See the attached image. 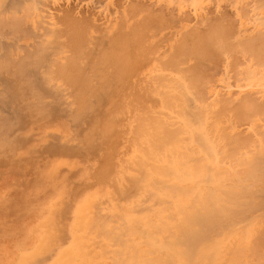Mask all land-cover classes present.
Segmentation results:
<instances>
[{
  "label": "bare ground",
  "instance_id": "bare-ground-1",
  "mask_svg": "<svg viewBox=\"0 0 264 264\" xmlns=\"http://www.w3.org/2000/svg\"><path fill=\"white\" fill-rule=\"evenodd\" d=\"M38 1L39 0H35V2H33L32 0L31 1L28 0L29 4H30V2L33 3V4L32 3L30 4L31 6L32 5L33 6L31 7L29 5V7L33 8V10H34V8H36L35 4H37L39 7L40 4L38 3ZM54 1H56V0H54ZM179 1L183 4H185L184 2L189 3V0H179ZM200 1L201 0H194V4L198 5V2H200ZM10 2L12 3V1H10ZM190 4H187V5H190ZM0 6H2V5L0 4ZM14 6H16V5L14 4ZM14 6L12 7V9L9 8V6H7L8 9H10L9 11H11L10 12L11 14H12V10H13ZM19 6H18V8L20 9ZM27 6H25V7L27 8ZM15 8L17 9V7H15ZM31 8H29L30 12L32 11ZM2 9H3V11L2 10H0V11H2V14H3L5 11V8H2ZM21 9H20V11H21ZM45 9H47V8L45 7ZM41 10H42V8H41ZM17 11H16V13H17ZM26 11H28V10L26 9ZM7 12H5V14H4V16L7 19L3 15H1L4 18V19H2V17H1V19H0L1 21L5 20V19L8 21V19L11 18V16H12L11 14H9V16H6ZM13 12H15V11H13ZM30 12L28 11L27 13H24V15L25 16L28 15V18H30L31 17ZM48 12H49V10H48ZM48 12H46V13H48ZM21 13H22L21 15H23V12H21ZM33 14H34V12H33ZM21 15H20V18L18 17V19H20V20H22L25 17L23 15V18H22ZM34 15H36V14H34ZM45 15L47 18L49 14L48 15L45 14ZM45 15H43V17H42V15H38V20L35 23V24H37L35 26L36 28H38L39 26L43 27V25L46 23L47 19H44ZM18 16H19V14H18ZM51 16H52V14H51ZM14 18L12 17L11 19L14 20ZM256 18H258V17H256ZM256 18H255V21H256ZM259 18H258V20H260ZM48 19H50V25L49 26L45 25L47 28H45L44 31L43 30L40 31L38 35H36L38 32L34 33V31H33V33H34L33 35H36L43 40H44V36L50 37L49 34H52V35L54 34L52 37V41L50 40V42L47 39L48 37L45 38V40H48V42L50 43V44L48 43V46L46 45L48 48L45 45L44 46L46 48L42 45L44 42H45L44 44H47L46 41L42 42L43 40L40 41V39H37L38 44L40 42V46L42 45L41 48H44V51H42V52H46V50H49V48L54 47V45L56 46V48H58L56 43H52V42L57 41L59 39V37L60 38L62 37L60 35L62 33L61 32L62 29L60 30L58 28L60 30V34H59L58 33L59 30L56 28L57 27L56 23L58 22L57 19H56L57 22L55 21L56 23L54 21L51 22V18H48ZM72 19H74V18H72ZM202 19L204 20V17H202ZM207 19L208 18L206 16V20ZM6 20H5L6 24L8 22L13 23V20L8 21V22ZM20 20H17L16 22H18ZM135 20L139 21V19H135ZM151 20H152V18H151ZM263 20L264 19L262 18L261 21L263 22ZM1 21H0V23H1ZM30 21H32V19ZM69 21L70 20H68V23H69ZM142 21H143V19H142ZM219 21H220V19H219ZM84 22H85V20H84ZM214 22L217 24L218 21H214ZM262 22H261V24L263 25ZM5 23L4 24L2 23V28L3 27L5 28V26H6ZM12 23L11 24L8 23V24L12 25ZM21 23H22V21H21ZM226 23H227L226 24V26H227L228 21ZM18 24H19V22L17 23V25H16V23H13V25H15L16 28H17ZM47 24H49V23H47ZM59 24H60V22H59ZM85 24H87V23H85ZM111 24H113V23H111ZM111 24L109 23L110 26H111ZM109 25L107 27H109ZM142 25H143V23H142ZM197 25H199V24H197ZM208 25H210V24L208 23ZM218 25L219 26L222 25L221 22ZM219 26H218V28H219ZM228 26H227V29H229L228 31L226 30L225 26H224V28L227 31L226 34H228V36H229L231 34H234V31H231L232 27L229 26V28H228ZM10 27H8V25L6 26V28H8V30ZM80 27L81 26L79 25L77 29L80 30L79 29ZM126 27H128V25ZM209 27H211V26H209ZM4 28H3V30H4ZM6 28H5V30H6ZM13 28H14V26L12 27V29L10 31L16 32L17 34L16 33H14V34H15V36L17 35L19 38L18 31H16V29H13ZM18 28H19V26H18ZM84 28L85 27H83V30H84ZM92 28H94V27H92ZM110 28H112V26ZM220 28H221V26H220ZM19 29L22 30L21 31L22 34L24 32H28V33H25L26 36H27V34L28 35L30 34L28 30H23L24 28H19ZM30 29H31V27H30ZM129 29H130V27H129ZM83 30L81 31V33L82 32L85 33ZM108 30L109 29H106V31H108ZM215 30L217 31V28ZM215 30L213 27V31L208 33L210 31L208 29L207 30L208 32H204V33H206V35H204L202 33V31L200 32L199 35H197L195 33L197 38L200 39V42H199L200 46L198 45L197 42H195V44H193V46L191 48H187L186 45L181 44L182 48L178 49L177 52L184 54L183 52L200 53L201 51L202 52L208 51V53L209 54L211 53V55H212V53L217 54V50L222 49V48H220V46H222L221 43L227 44L226 41H228V44H231V43H229V41H231L233 39L229 40V38L227 36L228 39L225 41L224 39H226V38H224V36L226 34L223 32L224 34L222 35V33L220 34V32H218V31H217L218 33H216ZM234 30L236 31V29H234ZM75 31H77V30H75ZM223 31H224V29H223ZM229 31L233 32V33H230ZM259 31H260V33L259 32L250 33V34L245 35L244 37L237 38L239 43L235 40L236 42L234 44L236 46L232 45V44L230 45L231 47L235 46L234 47L235 50L230 47L231 51H229V52L231 54V59H230V61L227 59L226 60L230 66H234V68H235L234 72L235 71L237 72V71H239V69H241L240 73H242L241 76H243V78H238V74H240L239 72L238 73L235 72V73L237 74L236 75L237 79L243 80L244 83L247 79L246 78L244 81L245 76L250 77L253 74L256 75V73H254L255 68L253 69V66L249 65V64H247V68H244V69H242L243 67L239 68L242 65V63H241L242 60L235 61L232 58L233 57L232 51L234 50L236 52L237 49H240V51L242 52L241 48H243V52L245 51L244 53H246V54L248 53V55L250 56V59L252 57L254 64L258 63L260 65L263 64L261 66H264V37H263L264 33L261 35V33L264 30L262 32H261V30H259ZM1 32H4V31H1ZM103 32H104V30H103ZM113 32H115V31H113ZM40 33L42 34L43 37L40 36ZM57 33L59 35L58 39L56 38ZM74 33H77V32H74ZM201 33L203 35H201ZM11 34L14 36L13 33H11ZM11 34H10V32L8 34L5 33V37H9V36L12 37ZM69 34L71 35V33H69ZM0 35H3V33H1ZM97 35H98V33H97ZM121 35L124 36L123 34H121ZM136 35L134 34V36H136ZM23 36H24V34L22 35V37ZM72 36H73V34H72ZM77 36H74V37L77 38ZM103 36L105 37V35H103ZM140 36H141V34H140ZM14 37H12V38H14ZM33 37H35V36H33ZM112 37H114V36H112ZM116 37L117 36H115V42H116ZM233 37H235V35H233ZM18 38L16 37V39H18ZM103 38H102V40H103ZM121 38H123V37H121ZM1 39H2V37H1ZM49 39H51V37ZM55 39H57V40H55ZM83 39H85V37ZM94 39H95V37H94ZM106 39H107V35H106ZM117 39H119V40H117L118 41V43L116 44L117 46H118V44H120V45L124 44L125 45V43L127 42L125 40L126 42L125 43L122 42V44H121V42H120L121 39L120 38H117ZM91 40L95 42V40H93V39H91ZM102 40H101V42H102ZM112 40H113V38H112ZM132 40H134V39H132ZM138 40H140V39H138ZM160 40H162V39H160ZM75 41H76V39H75ZM75 41H74V43H75ZM109 41H111V40H109ZM224 41H225V43H224ZM58 42H60V41H57V43ZM63 42L64 41H62L61 43H63ZM115 42L113 43L114 45H115ZM71 43H73V42H71ZM74 43H73V45H75ZM82 43H84V42L82 41ZM174 43L176 44V46H180V45H177V43H179V42H177V43L174 42ZM181 43H183V42L181 41ZM236 43H238V44H236ZM13 44H15L14 47L16 50V43H12L11 45H13ZM33 44H35V43H33ZM36 44H35V46H36ZM52 44H54V45H52ZM60 44H58V45L61 46ZM85 44H87V43H85ZM85 44H84V48L87 47V46H85ZM99 44H101V43H99ZM149 44L150 43H148V45ZM25 45H24V47H22V46L21 47L26 48L27 51H30V49H27V48H29V47H27L28 45H26V47H25ZM79 45H81L80 42H79ZM124 45H123V48L126 47V46L124 47ZM128 45H129V42H128ZM153 45H155V44H153ZM238 45H240L239 46L240 48L237 47ZM1 46L2 45H0V47ZM5 46H6V44H5ZM38 46H37V48L33 47V49L38 50L40 48V47L38 48ZM63 46H61L58 49L53 48L54 51L52 49V53L55 52V53H53V55L57 54V53L67 52V51H65L66 49H64ZM88 46H90V45H88ZM132 46H133V43H132ZM10 47L11 46L7 45V48L10 49ZM14 47H13V49H14ZM21 47H19V48H21ZM111 47H110V49H112ZM151 47L152 46H150V48ZM4 48H5L4 46L1 47L2 51ZM41 48H40V52L42 50ZM66 48H68V47H66ZM70 48H71L70 51H72V52H68L69 53L68 56L63 55V56H65L63 61H60V59H59V61H57L58 59L52 57L51 56L52 53L50 52V50H49V52H46V53H50L49 55L51 56L52 61L50 60V56L49 57L48 56L43 57L39 53L37 54V56L40 55V57H37V58L33 57V56L31 57V58H34V61H36V62L32 61L33 59H29L30 58L29 55H27V56H29V58L28 59L26 58V56L24 55L26 51L24 52V54L21 53V55H24V56H22L25 58V59H22L23 61H25L26 59L29 60L28 62H26V64H25V62H23L24 63L23 64L24 69L27 67V64L29 65L30 60L33 62V64L30 62V64H31L30 68L34 64H37L36 68H38L39 63L41 64V65H39L37 72H39L40 77H41L42 72H43L42 81H41L42 84H43L44 79L50 81L51 79H49V78L50 77L52 78L54 76V75H52V73H53L52 70H56V71L58 70L59 71V73H57V76L55 75V77L58 78L63 83H65L68 91H65L66 88L65 89L56 88L54 90L59 89V93H57V95H55V94L53 95L50 93L49 94L47 93V94L49 96L53 95V96H55L54 98H57L58 94L59 95L63 94V93L60 94V92L63 89V92L65 91L64 93L69 92V94H66L64 97L62 95L59 96V97H61V99H63V98H67V96L70 97L72 95V93H71V90H72L73 100L70 97L71 101L67 100L65 102L66 103L68 102V104L70 102H71V104L76 103V107L78 106L80 109L78 107L77 108L71 107V108L74 109L73 112H75V114L79 113L77 116L80 117V115L84 111H86V110L89 111L88 104H89L90 98L88 97V95L89 94H90L89 96L93 95L92 91H90V90L94 91L93 87L97 86L99 84V82L97 85L91 86V84H92L91 81L93 80L91 78L92 76L91 75L89 76V71H88V74L86 73V71L85 72L83 71L85 67H82L81 61L84 60L83 63H85V59H87V56H91V54L89 53L90 55H88L85 53L86 51H83V53H81L82 54L81 56L85 57V59L83 58L81 60L82 57L81 56L79 57V54H78L79 51L76 54L74 53L75 50H77V48L79 49V47L76 46V49H74L73 47H70ZM72 48H73L74 52H73ZM128 48H130V47H128ZM142 48H143L142 45H141V48L137 47V50L139 49L141 51V53L139 51H136L137 53H135V55L137 56V58H138L139 54L141 55L143 52L145 53L146 50L145 51H143V50L147 47L143 48V50H142ZM150 48H149V51H150ZM152 48L154 49V47H152ZM1 49H0V51H1ZM9 49H7V51L11 52V50H9ZM33 49H31V50L33 51ZM110 49H107V51H109ZM115 49L110 50V51L118 52L117 53L118 56L116 54L112 55L115 58L112 60L113 64H111V65L114 66L116 69V71H115L116 73L112 74V76H114L113 79L118 83V82H120L122 77L125 78L127 75L125 73L126 72L125 63H128L127 61H129V62H131V61L129 58L125 59L124 56L126 54H124V56H121V54L123 53L124 50L120 51V49H116V50ZM135 49H133V50H135ZM227 49L224 50V48H223L224 53L221 52V54L224 55V58H225V56L228 55L229 49L228 50ZM15 50H13V51H15ZM82 50H83V48H82ZM82 50H81V52H82ZM2 51H1V53H3ZM61 51H63V52H61ZM103 51H104V53H107V52H105L106 50H103ZM103 51L101 49L100 53L103 54ZM128 51H126V52H128ZM154 51L156 52L157 50H154ZM220 51H219V54H220ZM225 51H226L227 55H225L226 54ZM37 52H39V51H37ZM119 52H121V53H119ZM155 52L152 51V53H155ZM1 53H0V56H2ZM4 53L6 54V51ZM30 53L32 54L31 51H30ZM33 53H35V51ZM70 53H72V55H70ZM97 53L99 54V52H97ZM110 53H107V54L109 55ZM111 54H113V53H111ZM230 54L228 55L229 56L228 58H230ZM21 55L19 56V54H18L19 59H21ZM108 55H106L105 57H103L104 55H102V57L107 58ZM119 55H120V57H119ZM160 55H164V54L162 53ZM186 55H188V54H186ZM201 55H204V53ZM63 56H61V57H63ZM126 56L128 57V55H126ZM141 56H139V57H141ZM150 56H151V54H150ZM206 56L208 57L207 54H206ZM238 56H239V54L237 56H235V58H237ZM7 57H5L6 59H3V56H2V60L4 62L7 61ZM9 57H10V55H9ZM9 57H8V60H11L10 62H12L13 60ZM13 57H15V56H13ZM41 57H43L44 60L43 59L42 60L44 61V63H42L43 61L40 60ZM46 57H48V59H49L48 60L50 62V63L48 62L49 66H47L48 63L46 64V62H45ZM102 57H101V59L105 61V59H103ZM152 57L153 56H151V58ZM96 58H97V56H96ZM98 58L100 59V55ZM178 58H179V56H178ZM178 58L176 60L172 58L171 60H168L167 62L165 61L166 63H164V61H162L164 65L160 64L161 62L158 61V59H157V61L160 62L159 63L160 68H159V65H157V63L155 65L158 66L157 70L159 71V73L155 74V72H154V75H153L152 70H151V77L149 75L148 80H146L142 84L136 83V84H132V85L128 86L129 89L127 91H125V89L121 90L120 88H118V86L112 87L111 89H109V92L107 91L108 92L107 96H106V92L104 91L105 92L104 96L107 97L111 107H109V104H107V106L109 107V108L107 106L105 107V110L108 108L106 110L107 112L103 116L99 115V116L95 117L94 120L92 119L93 124L91 126L92 128L91 127L89 128V132H90L89 137H87L88 131L86 132V130L83 131L84 133H82L83 134L82 137L84 138V136H85L84 134L86 132L87 134H86L85 140H88L89 138H91V135L93 132H100L101 135L103 137H105L106 140H109V137H113V136L117 137L121 133L126 132L129 134L126 136L130 137L129 139L127 137L126 138H127L128 142L130 141L131 146H132L131 154L126 156L124 153L121 152V150H118L116 145H114V148L112 147L110 150H108L105 153V155L102 156L101 163H100L96 173L94 172V174L92 176V177H94V175H95L96 176L95 178L97 180L99 179L98 181H102L105 183V185L107 186L105 192L104 193L99 192L98 194H94L92 196L86 197V199L83 202H81V204L77 207L73 222L69 223L68 225L65 224L66 222L63 221V219L66 216V214L68 213L69 208L67 209L66 207H61L60 204L56 208L55 207L50 208L49 211H47V212H49V215H51V216H49V218H46L44 216L46 219L44 220L43 223L41 222V231L37 235H35V238L31 242L30 255H23L20 252L18 257L17 256H14V257L6 256V257L2 258V260L0 261V264H264V207H262L261 203L258 202L257 196L255 194L256 191L257 192L259 191L261 194H264V186H263V181H264V134L261 133V130L263 128L260 129V127H259L260 130L258 131L257 126H256V132L258 131L257 134L260 133V134H258L259 137L250 135V133L248 135L247 131L244 134V133L239 132V131H242L243 129L236 130L238 123L236 125V120H235L238 118L237 120H238V122H240L239 120H241V119L243 120L244 117H245V119H247L246 117H250L247 120H243L244 122L247 121L245 123L248 124V121L253 119L252 116L255 115V113L260 114V113H258V110L260 107V104H259L260 102L258 103V101H257V100L260 101V99L254 100L253 98H255V97L252 98V96L251 95L249 96L248 95L249 93L247 94V92H246L244 94L248 97H245V98L241 99L240 101H239V98H238V100L235 98V101H237L239 103L236 102V104H234L231 101L234 99V95L236 94L235 91H237L238 88L235 91H231V94L227 93L228 95L229 94L232 95L233 96L232 98L229 95L227 97V99L225 98L226 96L225 97L223 96L224 98L222 99V96H221L222 92L219 91L220 92L219 94L215 93L217 91L216 89H213L214 97H212L210 94L206 95L205 91H204L205 89L202 91V89H203V88H201L202 85H200L198 83L199 80L196 82V80H197L196 77L193 78L191 76V78H193V80L188 81V79L189 80H191V79L187 78L188 75H187L186 71L185 70L182 71L183 67L182 68L179 67V65L182 63L181 61L184 59H182V58L179 59L180 60V64H179ZM97 59H95L94 61H96ZM101 59H100V63H102ZM167 59H165V60H167ZM239 59H240V56H239ZM246 59H248V58H246ZM22 60H18L19 63ZM106 60H108V59H106ZM3 61H1L0 64L4 63ZM18 61H15V62L18 63ZM97 61H99V60H97ZM223 61H224V59H223ZM8 62H7V64H8ZM107 62H106V64H107ZM244 62H243V65H245ZM248 62H249V59H248ZM96 63L94 64V62H93V64H94L93 69L94 70H92L90 68L91 69L90 71H96L97 73L93 72V76L96 73V75L98 77V71H100V69L97 68L98 70H95V68L97 66L100 67V63L99 62H96ZM104 63L105 62H103V64ZM12 64H13V62L11 63V65ZM16 64L15 65L13 64L16 70H17V67L20 68L22 66L21 64H20V66H19V64H18V66ZM51 64H52V66H51ZM91 64H90V66H93V64L92 65ZM3 65H6V64L4 63V64L0 65L1 70L3 69L4 71H8L10 69V64H9V66H6L7 69L5 68V66L3 68ZM43 65L48 67V69L46 67H44ZM95 65H96V67H95ZM131 65H133V64H131ZM257 65H254L256 67V69H257ZM40 66L44 67V69L42 68L43 71H39L41 69ZM85 66H87V65H85ZM52 67H53V69L51 70ZM54 67L57 69H55ZM109 67H111V66H109ZM27 68H29V67H27ZM33 68H35V65ZM102 68H104V67L102 66ZM169 68H171V71H175V69H176L177 72L176 71L175 72L177 74L173 75L171 72L169 73V71H168ZM172 68H173V70H172ZM236 68L238 70H236ZM31 69H29V70H31ZM155 69H156V67H154V70ZM16 70H14V69H13V71L11 70L12 74H13V72H16ZM26 70H28V69H26ZM44 70H46V71H44ZM107 70H108V68H107ZM165 70H167L166 72H168V73H163V71H165ZM262 70H263V68H262ZM11 71L9 73H11ZM21 71L22 70H20L19 72H21ZM101 71L99 72L100 74H101ZM106 71L102 72V74H101L102 76L100 75L99 79H97V78L96 79H97V81L102 80L103 83H105L107 86V83L109 81H111L112 79L109 75H107V73H105ZM33 72H34V70H33ZM46 72L49 74L48 76H47ZM50 72H51V76H50ZM16 73H17L16 75L20 76L23 73V71L21 73H19L20 75L18 74V71ZM44 73L46 74L45 77H44ZM188 73H189V71H188ZM1 74H2V71H1ZM12 74H9V75H11V76L14 75V78H16L15 74H13V75ZM37 74L38 73L35 74V72H34L33 75L35 76ZM90 74H92V73H90ZM260 74H261V72H260ZM18 76H17V79H19L20 81L23 80V84H22V82H19L21 84L17 83V88H15L17 90H15V91L25 92L26 90H24V88H25L24 85L26 82L24 79H21V77L19 78ZM260 76L261 77H259L257 79V81L263 83V86H261V87H264V70H263V74ZM24 77H26L25 79L27 81L28 74L26 73V75ZM29 77H28L29 80L30 79L31 80L36 79L35 78L36 76L34 78H31V76L29 75ZM101 77H102V79H101ZM236 77H234V78L236 79ZM93 78L95 79V76ZM195 78H196V80H195ZM252 78H254V80L256 79L255 76ZM252 78H248V79H252ZM29 80L27 81V83L29 85H31L32 82L34 83V81L29 83L31 81V80L30 81ZM53 80L54 79L52 78L51 82H53ZM235 81H237V80H235ZM41 82L38 81V83H41ZM208 82H211V81L208 80L207 83ZM243 82H242V84H244ZM27 83H26V85H27ZM35 83H37V82L35 81ZM58 83H60V82H58ZM14 84H15V82H14ZM14 84H12V85H14ZM53 84H54L53 86H55V87L58 86V84L56 82H53ZM56 84H57V86H56ZM94 84H96V83H94ZM105 84H103V85H105ZM238 84L241 85V81H240V83L238 81ZM7 85L8 84H6V88H7ZM12 85L10 84V86H12ZM19 85L20 86L22 85L23 87L18 88ZM120 85H122V84H120ZM199 85H200V88H199ZM31 86H35V85H31ZM31 86L30 87L28 85L26 86V88L29 87V90L26 91L29 94H26V92H25V94L21 93V99H20L21 101H22V98L25 97L24 95H26V96L28 95L30 97H34L36 95L37 97L35 96L36 97L34 99L35 101H36V99H38L39 96H40L41 100L44 99V97L48 96L46 93L44 94L43 92H41L42 90H40V89L37 91L36 88H38L39 85L37 87L35 86V88L32 87V89H34V90L36 89L35 91L39 92L38 94H35L36 92L34 91L35 93L34 92L33 93L35 95L32 93L34 95L33 96L31 94V91H30ZM238 87H240V86H238ZM243 87H245V86H242V88ZM9 88H13V87H9ZM21 88L23 90H21ZM44 88H46L45 85H44ZM91 88H93V89H91ZM101 88H104V86ZM69 89H71V90H69ZM254 89H255V87H254ZM101 90L98 89V91H101ZM89 91H90V93H89ZM252 91H253V89H252ZM4 92H5V90H4ZM6 92H7V90H6ZM9 92H11V91H9ZM48 92H50V90ZM102 92H103V90H102ZM227 92H228V90H227ZM255 92H258V91L255 89ZM255 92L253 94H255ZM263 92H264V89H263ZM97 93H99V92H97ZM22 94H24V95H22ZM40 94H42V95H40ZM43 94L45 96H43ZM13 95H14V93H13ZM96 95L98 96V94H96ZM18 96L20 97L19 94H18ZM58 98H57V101H56V99L54 100V101H56L55 103L59 102L60 99L58 100ZM257 98H259V95ZM52 99H53V97H52ZM52 99L50 100L51 102H53ZM94 99H95V96H94ZM12 100H13V98H12ZM30 100H26V101H28V104L25 102H24V104L31 106V104H29V103H32V104L34 103L35 104V106L33 107L34 111H38V110H35L37 102H39L41 104L40 106H42V102H45V100H43L41 102H40V100L39 101L37 100V102L35 103L32 100H31L32 101L31 102ZM64 100H66V99H64ZM50 101H48V102L46 101V102L49 103ZM156 101H158L160 108H155L154 103H156ZM235 101L233 100V102H235ZM16 102H18V101H16ZM39 103H38V106H39ZM47 103L46 104L44 103L42 108L45 107L47 105ZM64 103H62V105L60 104L59 106H62L65 109H69L68 105L64 104ZM50 104L51 103H49L48 104L49 106H46V107H50ZM71 104H69V106ZM64 105H66V107ZM262 105H264L263 101L261 103V109L263 108ZM15 106H17V105H15ZM38 106H37V108H38ZM51 106L53 107V105H51ZM56 106L59 107L58 105H56ZM90 106L94 107L96 105L90 101ZM45 108H43V110L41 108H39V109H41L40 112L44 113ZM17 109H18V107H17ZM75 109L77 110V112L75 111ZM99 109H100V107H99ZM30 110H31V107H30ZM49 110H51V109H49ZM57 110H58V108H57ZM227 110H228V116H229V113L231 112V111L229 112V110H233L231 114L233 115L234 118L237 115V118L231 119L228 116H226ZM262 110H264V109H262ZM25 111H27V110H25ZM46 111H47V109H46ZM51 111H54V110H51ZM71 111L72 110H70V112ZM259 111H261V110H259ZM233 112L234 113L236 112V115H234ZM47 113L48 112H46V114ZM261 113H262V111H261ZM48 114H47V116H50ZM83 114L86 115L85 113H83ZM29 115H31V113H29ZM38 115H41L39 113V111H38ZM43 115L44 114H42V116ZM68 115H72L71 117H73L72 112H71V114H68ZM9 117H7V118H9ZM79 117H76V118H79ZM17 118H19V117H17ZM80 118H82V116ZM13 119H14V117H13ZM82 119H84V118H82ZM5 120H6V118H5ZM76 120H78V119H76ZM234 120H235V122H234ZM242 120H241V122H243ZM261 120H264V119L261 118ZM0 121H1V119H0ZM231 121L234 123H232ZM253 121L254 120L251 121V124ZM83 122H80V123L82 124ZM241 122H240V124H241ZM0 124H3V123H0ZM254 124L256 125V123H254ZM259 124L260 123H258V125ZM8 125H12V124H8ZM15 125H14V127H15ZM118 125H122V126L119 127ZM261 125H262V127L264 126L263 123ZM82 126H84V125H82ZM4 127H5V125H3V128ZM3 128H1V129H3ZM9 128H6V129H9ZM120 128H122V129H120ZM253 128L255 129V127H253ZM263 130H262V132H263ZM16 131H18V130H15V133H17ZM19 131H21V130H19ZM15 133H13V134H15ZM6 135H4V136L6 137ZM15 135L17 137V134H15ZM51 135H52V133H51ZM11 136H9L10 139H12V137L15 138L14 136H12V137ZM1 137H2V135H1ZM5 137H4V139H5ZM79 137H77V140H79L78 139ZM92 137L94 138L93 135H92ZM73 138H74V135H73ZM67 140L68 139H66V142H67ZM89 140H92V139H89ZM110 140H112V139H110ZM2 141H4V140H0V156L2 155V153L4 154V151H6V149H4V143H6V142L4 141V143H3ZM79 141H77V144ZM88 141H87V145H89ZM8 142H11V141H8ZM66 142H65V144H67ZM82 142H84V139ZM72 143H73V141H72ZM61 144H63V142ZM128 144L126 143V145H128ZM8 146H10V145H8ZM63 146H61V147H63ZM79 146L80 145L75 146V149H76V147H79ZM61 147L59 146L60 149H61ZM115 148H117V149H115ZM66 149H67V147H66ZM123 150H125V148H123ZM123 152H125V151H123ZM86 153H87V156L89 154L92 155V153H90L88 151H86ZM29 154H31V153H29ZM90 168H89V170H90ZM87 176H90V175H87ZM88 182H91V181H89V179H88ZM69 189H71V187ZM66 191L67 190H65V192ZM67 194L68 195H66V196L69 197L70 196L69 191ZM67 197H66V199H67ZM64 200H65V197H64ZM65 202H68V201H65ZM65 202H63V203H65ZM54 206H57V205L54 204ZM245 220H247V221H245ZM240 221H242V222L245 221L248 223L247 224L244 223V226L240 225L241 228H239V227H237V224H238V222L240 223ZM257 224H259L260 226L262 225L263 231L261 229H259L257 231V227H256ZM35 229H36V227H35ZM65 229L67 231L66 235L64 234ZM95 259L96 260L98 259V261H95Z\"/></svg>",
  "mask_w": 264,
  "mask_h": 264
},
{
  "label": "rangeland",
  "instance_id": "rangeland-1",
  "mask_svg": "<svg viewBox=\"0 0 264 264\" xmlns=\"http://www.w3.org/2000/svg\"><path fill=\"white\" fill-rule=\"evenodd\" d=\"M10 1H12L13 4ZM32 1L35 2V0H32ZM27 3H28V0H0V4L2 5V6H0V10L3 11L2 8H5V11L3 14H2V11H0V19H1V17H2V19H4L3 16H4L5 12H7V11L8 12H7L6 16H9V14H11L10 13L11 11H9L10 9H8L7 6H9V8L12 9V7L15 4L16 6H14V8L17 7V9L13 8L12 14H11L12 15L11 18L12 17L13 18L15 17V18H14V20L9 18L8 21L13 20V23H16V25L19 22V24H18L19 28H24L23 30H28L30 33L29 35L27 34V36H26L25 33H28V32H24L23 33L24 36L22 37V35H23L21 33L22 30H20L18 28V26L16 28V26L13 25L12 22H8L6 20L7 18L4 16L6 18L5 20L10 24L12 23V25H10L8 23L6 24L5 20H2V21L0 20L1 21V23H0L1 28H2V23L3 24L5 23L6 26L8 25V27L11 26L9 28V30H8V28H6V26H5L6 30L4 27H3L4 30H3V28L2 29L0 28L1 31H4V32L0 31V34L3 33V35H0L2 37V39L0 37V45H2L1 47H3V46L5 47L3 49V51L0 47L1 51L3 52V53H1V51H0L1 55L3 56V59H6L5 57H7V56L9 57V55H10L9 58H11L13 60L12 62L15 65L17 63L15 61L25 59L24 57H22L25 55L27 59L30 56L29 59H33L32 61H34V58H31L32 56L36 57V58L40 57V55L43 57L44 56L49 57L50 53H46V52H49V50H50V52L52 53L53 48L58 49L64 45L63 48L66 49L65 51H67V52H63L64 50L62 49L63 51H61V52H63V53H57V54L53 55V53H55V52H53L51 55L52 57L58 59L57 61H59V59H60V61H63L65 56L69 55L68 52H72V51H70L71 50L70 47H73L74 49H76V46H77V47H79V49L77 48V50H75V52H74L73 48H72V50L75 54L78 53V51H79V53H78L79 57L82 55L81 53H83V51H86L85 53L88 55L91 54V56L86 55L87 59H85V57L81 56L82 57L81 60L84 58L85 63H86V64L83 63L84 60H82L81 64H82V67H85L83 71L84 72L86 71L87 74L89 71V76L90 75L92 76L91 78L93 80L89 77L92 80L91 82L93 84V85L91 84V86L97 85L98 82H99V84H98L99 86L97 85L98 87L97 86L93 87L94 91L90 90V91H92V94H93V95L91 94L92 96H89L90 94L88 95V97L90 98L89 100L91 102H93L96 106H94V107L92 106L93 107L92 108L90 106V101L88 100L89 101V104H88L89 107L88 106L87 107L89 108V111L83 110L84 111L83 113H85V114L87 112L88 113L86 115H84L82 113L80 115V117L82 116V118H84V119H82L79 116H77L79 113L75 114V112H73L74 109L71 108V107H73V108L76 107V103L71 104V102H70L71 98L73 100V97H72L73 92L71 89H69V90H71V93H72V95L70 96L71 98L69 96H67V98H63L66 94H69V92L64 93L65 91H68L67 86L65 85V83H63L62 81H60L58 78L55 77V75L57 76V73H59L58 70L57 71L52 70L53 67L51 68V70L53 72L52 75H54L52 77L54 79L53 82H56L58 84V86H57V84H56L57 87L53 86L54 84H53V82H51L52 78L48 77L51 80L48 81V80L44 79L43 84L46 87V88H44V85L41 82L43 72H42L41 77H40L39 72H37L39 65H41L40 63L38 65V68H36L37 64H34L35 68H33L34 65H32V67H31L32 69H31L30 68V65H31L30 62L32 64H33V62L30 60L29 65L27 64V67H29V68L26 67L24 69V65H23L24 63L23 62H25V64H26V62H28L29 60H27V59L25 61L22 60V61H20V63L18 61V63L16 65L18 66V64H19V66H20V64H21L23 67L21 66L19 68L16 66L17 67V70H16L14 65L13 64H12L13 66L11 65L12 62H10L11 60H8V57H7V61L4 62L2 60V56H0V59H1L0 63H1V61H3L6 64V65H3V68H4V66L6 68V66H9V64H10V69H9L10 71L11 70L13 71V69H14V70H16V72L18 71V74L23 71V73L21 74L22 76L20 74H19L20 76H18V75H16L17 74L16 72H13V74H15V76H16V78H14L12 71H11V73H9L10 72L9 70L8 71H4L3 69L1 70V66H0V96H1L0 97L1 98L0 99V104H1L0 105V109H1L0 110V119H1L0 123H3V124H0V127L3 128V125H5L6 128H9V127L11 128V129L10 128L6 129L5 127L3 129L0 128L1 129L0 130V140H4L6 142V143H4V141H2L4 143V149H6V151H4V154L2 153V155L0 156V261L2 260V258L6 257V256H12V257L17 256L18 257L20 252L23 255H30L31 242L35 238V235H37L41 231V222L43 223L46 218H49V216H51V215H49V212H47V211H49L50 208H52V207L56 208V207H58L59 204L61 207H66L67 209L69 208L68 213L66 214V216L63 219V221L66 222L65 224L68 225L69 223L73 222L77 207L81 204V202H83L86 199V197L92 196L94 194H98L99 192L100 193L105 192V190L107 188L105 183L102 181H98L99 179L97 180L95 178L96 177L95 175H94V177H92V176H93L94 172L96 173V171H97V169L101 163L102 156H104L105 153L108 150H110L112 147L114 148V145H116L118 150H121V152L124 153L126 156L131 154L132 146H131L130 141L128 142V140H127V138L129 139L130 137H127L126 135H129V134L124 132V133H121L117 137H115V136L109 137V140H106L105 137H103L100 132H93L92 135L94 136V138L91 135V138H89V139H92V140L88 139L89 140L88 141V140H85V137L87 134L86 132L88 131L87 137H89V133H90L89 128L92 126L94 118L99 116V115L103 116L107 112L106 110L109 107H111V105H110V103L106 97L108 92H109V89H111L112 87L118 86V88H120L121 90L125 89V91H127L129 89L128 86H130L132 84L144 83L146 80L149 79V75L151 77V70H152L153 75H154V72H155V74L159 73V71L157 70V68H158L157 65H159L160 62H161L160 64H163L162 61H164V63H166L168 60H171L172 58L176 60L178 58V56H179L178 60L181 58L184 59L181 61L182 65L180 64V60H179V62H178L180 64L179 67L180 68L183 67L182 71H184V70L186 71V73L188 75L187 78L191 79V80L188 79V81H192L194 77L197 78V80L195 78L196 82L199 80L198 83L200 85H202L201 86V88H203L202 91L205 89L204 91H205L206 95L210 94L212 97H214L213 89H216L217 91L215 93L219 94L220 92H222V94L223 93L225 94V95L221 94L222 99L225 96H226L225 98L227 99V97L231 94V91H235L238 88V90L235 91L236 94L234 95V99H233L234 101H235V98L237 100L239 98V101H240L241 99L248 97L244 94L246 92H247V94L249 93L248 95L249 96L251 95L252 98L255 97V98H253L254 100L260 99V101L259 100H257V101H258V103L260 102L259 103L260 104L259 110H261L262 113H261V111L258 110V113H260V114L255 113V115L252 116L253 117L252 120H254L252 122V124H251L252 120H249L248 124L245 123L247 121H245V122L243 121V120H247L250 117H246L247 119H245V117H244L243 120L241 119L244 123L241 122V120H239L241 122V124H240V122H238V120H237L238 118H237L236 112L235 113L233 112V113H234V115H236L235 118H237V119H235L233 117V115L231 114L233 110H229V112L231 111L229 113V116H228V110H227L226 116H228L231 119L233 118L236 120V125L238 123L236 130H241V129L244 130V131L243 130L239 131L241 133L245 134V132L247 131L248 135L250 133V135L259 137L258 134H260V133L257 134V132L262 128L264 129V126L262 127V125H261L262 123L264 125V120H261V118L264 119V117H263L264 116V110H262V109H264V105H262L263 108L261 109L262 101L264 104V92H263L264 87H261V86H263V83L257 81V79L259 77H261L260 75L263 74L264 66H261L263 64H261V65L258 63H257L258 65L254 64L252 57L250 59V56L248 55V53L246 54V53H244L245 51L243 52V48H241L242 52L240 51V49H237L236 52L234 51L235 50L234 47L236 46L234 43L236 41L239 43L237 38L244 37L245 35L250 34V33H255V32L260 33L259 30H261V32L264 30V20H263V22L261 21L262 18L264 19V0H241V1L240 0H208V1L207 0H203V1L201 0L200 2H198V5L194 4V0H189V3L184 2L185 4L181 3L179 0H56V1H54V0H45V1L39 0L38 3L40 4V6L38 7V5L35 4L36 8H34V10H33V8H31L33 5L32 6L30 5L32 2H30V4L29 3L27 4ZM187 4H190V5H187ZM29 5L31 7H29ZM18 6L20 7V9L22 8L21 11L18 8ZM25 6H27V8ZM28 7L31 8L32 13L30 12ZM40 7L42 8V10ZM45 7L49 10V12L47 9H45ZM26 9L31 14L30 18H28V15H26V16L24 15V13L28 12V11H26ZM13 11H15V12H13ZM16 11H17V13H16ZM21 12H23V15L25 16L24 18H23V15H21L22 14ZM33 12L36 15H34ZM46 12H48V13H46ZM44 13L47 15L49 14L47 18H46V15ZM50 13L52 14V16ZM18 14H19V16H18ZM1 15H3V16H1ZM20 15L23 18V19L21 18L22 20L18 19V17L20 18ZM38 15H42V17H43V15H45L44 19H47V21L48 20L49 21L48 22L46 21L45 24L43 23L44 24L43 27L39 26L38 28H36L35 26L37 24H35V23L38 20ZM206 16L208 18L207 20H206ZM202 17H204V20L202 19ZM256 17H258V18L260 17L259 18L260 20H258V18H256ZM48 18H51V22L52 21L55 22L57 19L58 22L57 21H56L57 23L55 22L57 24L56 28L57 29L59 28L60 30L62 29L61 34H60V30L58 29L59 30L58 33L62 37L60 38L58 33H57L58 36L56 35V38L58 39V37H59V39L58 40L55 39V40L60 41V42H58V43H57V41L52 42V43H56L58 48H56V46L54 44H52V45H54V47L49 48V50L45 49L46 52H42V51H44V48H41V46L42 45L48 46V43L50 42V40L52 41V37L54 35V34L53 35L49 34L51 39H49L50 38L49 36H46V37H48L47 39L49 40V42H48V40H45V38H46L45 36H44V40L41 39L40 37L36 36L39 34L40 31H42V30L44 31V29L47 28L46 26L50 25V19H48ZM72 18H74V19H72ZM151 18H152V20H151ZM255 18H256V21H255ZM31 19H32V21H30ZM67 19L70 20L69 23H68ZM135 19H139V21L135 20ZM142 19H143V21H142ZM219 19H220V21H219ZM17 20H20V21L16 22ZM84 20H85V22H84ZM21 21H22V23H21ZM214 21H218L217 24ZM227 21H228V25L230 27H232L231 31H234V34L229 35L230 37L228 36V34H226L227 31L229 30V29H227L228 25L226 26ZM59 22L61 25L59 24ZM220 22L222 24V25H220L221 28L218 25ZM261 22L263 23V25L261 24ZM47 23H49V24H47ZM85 23H87L88 25ZM109 23L110 24L113 23V24H111L112 28H110L111 26L109 25ZM142 23H143V25H142ZM208 23L210 25H208ZM197 24H199V25H197ZM79 25L81 26L79 28L80 30L77 29ZM108 25H109V27H107ZM127 25H128V27H126ZM13 26H14L13 29H16V31H18L19 38L17 35L15 36L14 33H16V32L10 31ZM209 26H211V27H209ZM218 26H219V28H218ZM224 26H225L227 31L225 30ZM229 26H228V28H229ZM30 27H31V29H30ZM83 27H85L84 30H83ZM92 27H94L95 29ZM129 27H130V29H129ZM213 27H214V30L217 28V31L220 32V34L221 33H222V35L224 33L226 34L224 36V38H226V39H224L225 41L228 38H229V40L233 39V40L229 41V43H231L232 45H235V46L231 47L230 46L231 44H228V41H226L227 44L221 43V45H222V46H220V48H222V49H220L221 51L217 50V54L212 53V55H211V53L209 54L208 51L207 52L201 51L200 53L183 52L184 54L177 52L178 49L182 48L181 44L186 45L187 48H191L193 46V44H195V42H197L199 45L200 39L197 38L196 34L199 35L200 32L202 31V33L204 35H206V33H204V32H208L207 30L209 29L210 31L208 33H210L211 31H213ZM233 28L236 29V31ZM106 29H109V30L106 31ZM223 29H224V31H223ZM75 30H77V31H75ZM82 30L85 33H83V32L81 33ZM103 30L105 33L103 32ZM112 30L115 32H113ZM33 31H34V33L35 32L36 33L38 32V33L36 35H33L34 34ZM73 31L77 32V33H74ZM120 31L121 32L123 31V32L121 33ZM217 31H216V33H218ZM9 32H10V34L13 33L15 37L12 34H11V36L14 38H12L10 36L5 37V33L8 34ZM69 33H71V35ZM97 33H98V35H97ZM202 33H201V35H203ZM230 33H233V32H230ZM263 33H264V31L261 33V35ZM72 34H73V36H72ZM121 34H123L124 36H122ZM134 34L135 35L137 34L136 35L137 37L134 36ZM140 34H141V36H140ZM103 35H105V37ZM106 35H107V39H106ZM233 35H235V37H233ZM33 36H35V37H33ZM40 36H42L41 33H40ZM74 36H77V38L79 36L80 37L77 39ZM112 36H114V37H112ZM115 36H117L116 42H115ZM227 36H228V38H227ZM16 37L18 39H16ZM84 37H85V39H83ZM94 37H95V39H94ZM121 37H123V38H121ZM102 38H103V40H102ZM112 38H113V40H112ZM117 38L121 39L120 40L121 44H122V42L123 43H125L126 41L127 42L125 43V45L124 44H122V45L118 44V46H117L116 45L118 43L117 40H119ZM37 39H40V41L43 40L42 42L46 41L47 44H44L45 43L44 42L43 44L41 43L42 45L40 46V42L38 44ZM75 39L77 42L75 41ZM91 39L95 40V42L92 41ZM132 39H134V40H132ZM138 39H140V40L142 39L143 41L142 40L140 41ZM160 39H162V40H160ZM69 40L73 43L75 41V43H74L75 45H73V43H71ZM101 40L103 43L101 42ZM109 40H111V41H109ZM62 41H64V42L61 43ZM82 41L84 43H82ZM181 41L183 43H181ZM225 41H224V43H225ZM9 42L11 44L16 43V50L14 47L15 44L11 45ZM79 42L81 45L82 44L83 45L82 46L79 45ZM114 42L118 48L113 44ZM128 42H129V45H128ZM174 42H176V43L179 42V43H177V45H180V46H176V44ZM4 43L6 44V46ZM33 43H35V44L37 43L39 46L37 44L35 46V44H33ZM85 43H87V44H85ZM99 43H101V44H99ZM132 43L136 49L132 46ZM148 43H150V44L148 45ZM238 43H236V44H238ZM25 44L28 45L27 47H29V48H27V49H30L32 54L30 53V51H27L26 48H22V47H24ZM58 44H60L61 46H59ZM84 44L87 47L84 48ZM153 44H155V45H153ZM7 45L11 46L10 49L7 48ZM26 45H25V47H26ZM88 45H90V46H88ZM123 45H124V47L126 46L127 48L128 47H130V48H128V49L126 47L123 48ZM141 45L143 46V48H145V47H147V48H145L144 50L142 48L143 51H145V50L146 51H145V53L143 52L144 54L143 53L141 54L142 56L139 54L138 58H137L135 53H137L136 51H139L141 53V51L139 49L137 50V47L141 48ZM37 46H38V48L40 47L42 49L41 50L42 53L40 52V48L38 50L33 49V47L37 48ZM150 46L154 47V49L152 47L150 48ZM239 46L240 45H238L237 47H239ZM13 47H14V49H13ZM19 47H21V48H19ZM66 47H68V48H66ZM110 47L112 49H110ZM230 47L234 49L232 51V56H233L232 58L235 61L242 60L241 61L242 65L240 64L241 66L239 65L240 66V67L238 66L239 68H242V67H243L242 69L247 68V64L252 65L253 69L255 68L254 73H256V75L253 74L250 77L245 76L244 81L246 78L248 79V78H252L254 76L256 78L255 80H254V78L248 79V80L246 79V81L244 83L243 80L237 79L236 73H238V72L240 73L241 69H239L237 67L239 69V71H237V72L235 71L236 72L235 73L234 72V69H235L234 66H230L227 62V60L230 61V59H231V54L229 52V51H231ZM82 48H83V50H82ZM115 48L120 49V51L124 50L123 53L121 54V56H124V54H126V55H128V57L125 55L124 56L125 59L129 58L131 61V62L127 61L128 63H125V69H126L125 73L127 75L125 78L122 77L120 82H118V83L113 79L114 76H112V74L116 73L115 72L116 69L114 66L111 65V64H113L112 60L115 58L112 55L116 54L118 56V54H117L118 52L110 51V50H114ZM149 48H150V51H149ZM223 48H224V50H226L227 48L229 49V50L228 49L227 50H228V55L230 54V58H228L229 56L227 55L226 51H225V53H226L225 55H227V56H225V58H224V55L221 54V52H223ZM7 49L11 50V52L7 51ZM31 49H33V51ZM80 49L82 50V52ZM101 49H102V51L106 50L105 52H107V53L111 52L113 54L110 53L111 55L110 54L108 55L107 53H104V51H103V54H101L100 53ZM107 49H110L109 50L110 52L107 51ZM133 49H135V50H133ZM13 50H15L16 52ZM36 50L39 52H37ZM151 50L153 52H155L154 50H157L156 51L157 53L156 52L152 53ZM5 51H6V54L4 53ZM34 51H35V53L36 52L37 53L36 54L33 53ZM53 51H54V49H53ZM126 51H128V52H126ZM219 51H220L221 55L219 54ZM24 52H25V54H24ZM97 52H99V54ZM21 53H23L24 55H21ZM38 53L40 55L37 56ZM119 53H121V52H119ZM162 53L164 55H160ZM185 53L188 55H186ZM203 53H204V55H201ZM205 53L208 55V57L206 56ZM18 54H19V56L21 55V59H19ZM150 54H151V56H153L152 58H151ZM238 54L240 56V59H239V56L237 57L238 59L235 58V56H237ZM27 55H29V56H27ZM63 55H65V56H63ZM70 55H72V53H70ZM99 55H100V59H101L102 55H104L103 57H105L106 55H108V56H107V58L102 57L103 59H105V61L101 59L102 63H100V59L98 58ZM13 56H15V57H13ZM51 56H50V60H51ZM61 56H63V57H61ZM96 56L98 59L96 58ZM139 56H141V57H139ZM43 57H41L40 60H42ZM48 57L45 58L46 64L49 62ZM119 57H120V55H119ZM246 58L249 59V62H248V59H246ZM95 59H97L99 61H97V60L94 61ZM106 59H108V60H106ZM157 59L160 62H158ZM165 59H167V60H165ZM223 59H224V61H223ZM7 62H8V64H7ZM34 62H36V61H34ZM93 62H94V64L96 62L100 63V67L99 66L96 67V65H95V67H96L95 70H98V69H100V71L102 70L101 74H102V72L106 71L108 68V70L105 73H107V75H109L112 79L111 81H109L107 83L108 87L106 86L105 83H103L102 80L97 81V79H99V77L101 75L99 73L100 71H98V77L96 75V73H97L96 71H90L91 69L94 70L93 69L94 68ZM103 62H105L104 63L105 65L103 64ZM106 62L108 65L106 64ZM243 62L245 65H243ZM4 63H2V64H4ZM42 63H44V61ZM49 63L47 64V66H49ZM91 63L93 64V66H90ZM156 63H157V65H155ZM2 64H0V65H2ZM131 64H133V65H131ZM45 65H43V66L46 67ZM85 65H87V66H85ZM254 65H257V69ZM43 66H40L41 69L39 71H43L42 70V68L44 69ZM51 66H52V64H51ZM102 66L104 68H102ZM109 66H111V67H109ZM153 66L156 67L155 70L157 72L154 70ZM261 67L263 68V70ZM46 68L48 69V67H46ZM159 68H160V65H159ZM237 68H236V70H238ZM26 69H28V70H26ZM29 69H31V70H29ZM55 69H57V68H55ZM169 69H168L169 73L171 72L173 75L177 74L176 69H175L176 72L171 71V68H169ZM20 70H22V71L19 72ZM33 70H34L35 74L38 73L37 75H35L36 77L33 75L34 74ZM46 70H44V71H46ZM172 70H173V68H172ZM1 71H2V74H1ZM166 71L167 70L163 71V73H168ZM188 71H189V73H188ZM93 72H96L94 75L95 79L93 78L94 77ZM260 72H261V74H260ZM26 73L28 74V77L30 75L31 78H34V77L36 78L34 80L30 79L31 80L30 81L27 77V81L29 80L30 81L29 83H31L32 81H34V83H35V81H36L37 83L34 84L32 82L31 85H35L36 87L39 85L38 88H36L37 91L40 89V90H42L41 92H43L44 94L50 93L53 95L54 94L57 95V93H59V89L58 90H54V89H56V88L65 89L66 88L64 92H63V89L60 92V94L63 93V94H61L63 96L62 97L63 99H61V97H59L61 95L58 94L57 98L59 97L58 100L59 99L60 100L58 103H55L57 101V98H54L55 96H53V95L49 96L47 94L48 96L44 97V99L41 100L40 96H39L38 99H36V101H35L34 99L37 97L35 94H38L39 92L35 91L36 89L35 90L32 89V87L35 88V86H31L27 83V81L25 79L26 77H24L26 75ZM90 73H92V74H90ZM9 74H12L13 76H11ZM46 74H47V76L49 75L47 72H46ZM46 74L44 73V77ZM241 74L242 73L238 74V78H243V76H241ZM17 76L19 78L21 77V79H24L29 87L31 86V90H30L31 94L35 91L36 93L34 92L35 94L34 93L33 94L36 97L33 94L32 95L34 97L24 95L25 92L27 90H29V87L26 88V86H27L26 83L24 85V87L26 88V89L24 88V90H26L25 92L15 91V90H17V89H15V88H17V83L22 82V84H23V80L20 81L19 79H17ZM50 76H51V72H50ZM191 76L193 78H191ZM234 77H236V79ZM101 79H102V77H101ZM208 80L211 82L207 83ZM235 80H237V81H235ZM13 81L15 82V84ZM38 81H40L41 83H38ZM238 81H239V83L241 81V85L245 86V87L242 88V86L240 84H238ZM58 82H60V83H58ZM242 82L244 84H242ZM94 83H96V84H94ZM6 84H8L7 88H6ZM10 84L11 85L14 84L15 86L14 85L10 86ZM19 84H21V83H19ZM103 84H105V85H103ZM120 84H122L123 86ZM200 85H199V88H200ZM8 86L13 87V88H9ZM103 86H104V88H101ZM238 86H240V87H238ZM20 87H23V86L19 85L18 88H20ZM254 87L258 92H255ZM93 88H91V89H93ZM98 89H100V90L102 89L103 92H102V90L98 91ZM252 89H253V91H252ZM4 90H5V92H4ZM6 90H7V92H6ZM21 90H23V89L21 88ZM49 90H50V92H48ZM227 90H228V92H227ZM9 91H11V92H9ZM90 91H89V93H90ZM104 91L106 92V96H104V94H105ZM97 92H99V93H97ZM254 92H255V94H253ZM13 93H14V95H13ZM21 93H24L22 95L25 96L24 98H22V101L20 100L21 99ZM227 93H230V94L228 95ZM18 94L20 95V97L18 96ZM26 94H29V93L26 92ZM44 94H43V96H45ZM96 94H98L99 97ZM40 95H42V94H40ZM258 95H259V98H257ZM94 96H95V99H94ZM52 97H53V99H52ZM230 97L232 98L233 96L230 95ZM12 98H13V100H12ZM30 99L35 103L37 102V100L38 101L40 100V102L45 100V102H42V106L44 103L46 104L51 99L54 103L51 101L49 102V103H51L50 104L51 108L46 107V106H49L48 105L49 103H47L46 106L44 105L46 108L43 107V108H45V110H44L45 112L43 111L44 113H42V112H40V110L41 109L43 110V108H42V106H40L41 104L39 102H37L35 110H38L39 113L41 114V115H38V111H34V109H33V107L35 106L34 103L33 104L29 103V104H31V106L27 105L28 101H26V100H30ZM55 99H56V101H54ZM64 99H66V100H64ZM15 100L18 102H16ZM67 100H70L69 101L70 102L69 104H71L70 106H69L68 102L67 103L65 102ZM233 100L231 102L236 104L237 101L233 102ZM24 102L27 103L26 104L27 106L24 104ZM38 103H39V106H38ZM62 103L67 104L69 109H65L64 107L59 106L60 104L62 105ZM237 103H239V102H237ZM107 104H109V107L107 106ZM154 104H155L154 105L155 108H160L158 101H156V103H154ZM15 105H17V106H15ZM51 105H53V107ZM56 105H58L59 107H57ZM37 106H38V108H37ZM64 106L66 107V105H64ZM106 106L108 108L105 110ZM17 107H18V109H17ZM30 107H31V110H30ZM56 107L58 108V110ZM99 107H100V109H99ZM39 108H41V109H39ZM46 109H47V111H46ZM49 109L54 110V111H51ZM25 110H27V111H25ZM70 110H72L71 112L73 114V117H71L72 115H68V114H71ZM75 111L77 112L76 109H75ZM46 112H48L49 114L48 113L47 114L50 116H47ZM29 113H31V115H29ZM42 114H44V115L42 116ZM7 117H9V118H7ZM13 117H14V119H13ZM17 117H19V118H17ZM76 117H79V118H76ZM5 118H6V120H5ZM76 119H78L79 121ZM235 120H234V122H235ZM80 122H83V123L81 124ZM234 122H232V123H234ZM257 122L260 124L258 125ZM254 123H256V125ZM8 124H12V125H8ZM13 124L14 125L16 124L15 127ZM82 125H84V126H82ZM118 126L121 127L122 125H118ZM256 126L258 129L257 132H256ZM253 127H255V129ZM259 127H260V129H259ZM120 129H122V128H120ZM15 130H18V131H16L17 133H15ZM19 130H21V131H19ZM85 130H86V132H85V134H84L85 136L83 138L82 133H84L83 131H85ZM262 130H261V133L264 134V130H263V132H262ZM13 133L17 134V137ZM51 133H52V135H51ZM3 134L4 135L7 134L6 137ZM1 135H2V137H1ZM8 135L9 136L15 135L14 136L15 138H13L11 136L12 139H10V137ZM73 135H74L75 139L73 138ZM3 136L5 137V139ZM77 137H79L78 139L80 141L77 140ZM66 139H68L67 142H66ZM83 139H84V142H82ZM110 139H112V140H110ZM8 141H11V142H8ZM64 141L67 144H65ZM72 141H73V143H72ZM77 141H79L80 143L78 142V144H77ZM87 141H88L89 145H87ZM62 142H63V144H61ZM126 143L127 144L129 143V144L126 145ZM8 145H10V146H8ZM78 145H80V146L76 147V149H75V146H78ZM59 146L60 147L63 146V147H61V149H60ZM66 147H67V149H66ZM117 148H115V149H117ZM123 148H125V150H123ZM86 151L92 153V155H90L88 153L89 155L87 156ZM123 151H125V152H123ZM29 153H31V154H29ZM89 168H90V170H89ZM87 175H90V176H87ZM88 179L91 182H88ZM263 186H264V181H263ZM70 187H71V189H69ZM64 189L67 191L65 192ZM68 191H69V195H70L69 197L66 196V195H68L67 194ZM258 192L257 191L255 192V194L257 196V200H258V202L261 203V206L264 207V194H261L260 192L259 193ZM64 197H65V200H64ZM66 197H67V199H66ZM65 201H68V202H65ZM63 202H65V203H63ZM54 204H56L57 206H54ZM245 221H247V220H245ZM245 221H243V222L240 221V223L238 222L239 225L237 224V227L241 228V226H244V223L245 224L248 223ZM35 227H36V229H35ZM256 227H257V231L259 229H261L263 231L262 225L260 226L259 224H257ZM64 234L65 235L67 234L66 229H65ZM95 261H98V259L97 260L95 259Z\"/></svg>",
  "mask_w": 264,
  "mask_h": 264
}]
</instances>
